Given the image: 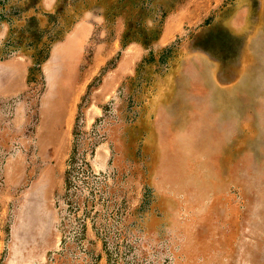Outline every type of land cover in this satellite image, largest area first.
Wrapping results in <instances>:
<instances>
[{"label":"rangeland","instance_id":"rangeland-1","mask_svg":"<svg viewBox=\"0 0 264 264\" xmlns=\"http://www.w3.org/2000/svg\"><path fill=\"white\" fill-rule=\"evenodd\" d=\"M13 57L0 264H264V0H0Z\"/></svg>","mask_w":264,"mask_h":264},{"label":"crops","instance_id":"crops-1","mask_svg":"<svg viewBox=\"0 0 264 264\" xmlns=\"http://www.w3.org/2000/svg\"><path fill=\"white\" fill-rule=\"evenodd\" d=\"M82 27V26H81ZM79 29V28H78ZM83 34V33H82ZM81 32L79 30L73 31L68 35V40L70 43L72 39H81ZM67 44V43H66ZM66 44L64 46H66ZM67 48V47H65ZM64 50V48H63ZM134 60L133 56L127 53L126 57L122 59V65L118 67V71L115 76L119 79L125 77L128 72V66ZM28 70V63L24 58L13 57L0 61V108L3 104H7L6 107H12V101L16 100L19 96L24 95L28 88H26V73ZM15 106L14 108H17ZM1 126L0 122V136H1ZM1 149V145H0ZM1 152V151H0Z\"/></svg>","mask_w":264,"mask_h":264},{"label":"trees","instance_id":"trees-1","mask_svg":"<svg viewBox=\"0 0 264 264\" xmlns=\"http://www.w3.org/2000/svg\"><path fill=\"white\" fill-rule=\"evenodd\" d=\"M72 160V156H70V161ZM69 176H70V171H69V169L66 171V175H65V181H66V184H67V186H69L70 185V178H69Z\"/></svg>","mask_w":264,"mask_h":264}]
</instances>
